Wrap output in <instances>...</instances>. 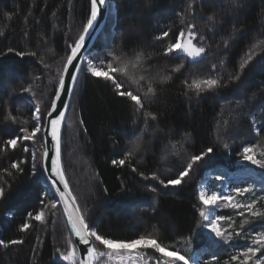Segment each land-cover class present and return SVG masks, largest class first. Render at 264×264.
<instances>
[{
    "label": "trees",
    "instance_id": "16d2710c",
    "mask_svg": "<svg viewBox=\"0 0 264 264\" xmlns=\"http://www.w3.org/2000/svg\"><path fill=\"white\" fill-rule=\"evenodd\" d=\"M109 2L108 26L103 32V38L89 52L93 56L106 53L113 47L114 41L118 43L121 30L130 24L137 25L140 31L138 35L126 34L124 50L131 53V46L137 45L144 48L146 55L159 53L162 45L169 40L174 42L181 27L175 14L185 10L188 0H153L150 9H145L143 4L137 7L139 0ZM89 6L90 0H0V27H4L6 31V35L0 37V53L11 47L22 51H36L38 54L36 57L23 58L16 57L13 53L0 55V140L11 138L21 127L19 124L5 122L6 110L18 115L21 120L31 116L30 107L34 108L35 102L29 93L21 89L32 82L34 75H46L47 70L38 63L39 57L44 56L46 62L51 64L65 54L66 42L74 41L78 35L89 14ZM224 6L225 0H196L197 17L194 22L205 35L206 45L211 47L202 60H185V66L180 72L173 74V80L158 94L150 110L162 114L159 126L163 132L153 137L151 129L156 125L152 123L144 135L146 155L143 161L137 164L139 155L132 161L134 166H138L146 174L157 169L163 173L166 167H171L176 161L175 157H169L168 160L160 158L163 145L169 136L179 140L182 133L190 132L192 135L188 146L192 151L198 153L203 148L212 146L214 153L207 158L198 174L182 186L160 189L157 185L159 195L154 197L146 191L145 185L155 182L143 181L132 173L130 166L112 164L113 159L122 158L131 142L140 135V128L144 125L142 120L138 122V127L132 125L130 102L116 97L102 80L91 77L85 79L82 76L67 115H73L72 111L77 115L74 121L78 123L76 130L81 143L79 160L80 163L88 164L87 177L92 179L93 185L90 192L80 188L78 184L77 188L73 185L74 192L82 205L87 202L94 226L116 239H132L140 234L151 233L164 244L175 245L189 257L199 256L202 262L210 261L214 254L218 258L215 264L230 261L232 255L249 246L250 233L264 230V222L257 220L244 226V235H234L227 243L217 241L213 244V235L207 229L197 226L200 220L197 211L198 185L207 173L211 172L214 176L224 172L230 178L224 183L211 180L209 187L222 188L227 183L240 186L250 183L261 194L259 189L264 185V170L247 162H243L242 167H233L239 161L236 156L239 146L244 141L256 142L251 120L246 114L251 111L255 114L258 125L264 123L261 120L264 111V91H261L264 89V52L261 48L255 49L254 62L244 71L237 85L203 93L199 98L193 96L190 100L185 95L182 83L185 79L190 81L196 76L217 73L227 78L228 73L235 72L248 48L253 43L264 41V0H246L245 8L238 15H224L223 22L209 31L211 25L207 23L206 17L213 12H221ZM5 12L11 14L10 21L4 16ZM233 26L237 31L226 52L222 38L233 32ZM169 29L171 31L168 38L154 40L161 31ZM44 40L47 41L46 44ZM221 58L226 60L223 68L219 67ZM182 59V56L172 58L154 54L147 63L152 66L153 72L170 71ZM213 63L218 65L217 73H211ZM38 83L41 84L37 90L39 97L48 91L45 87L48 80ZM254 93L256 99L253 101L250 97ZM237 101L241 102L242 107H237ZM233 111L238 113L237 117H229V113ZM225 118L230 120L224 134L225 141L231 146L230 152L222 147V142L217 140L216 135L219 122ZM81 119L84 121L83 126L79 124ZM67 128L68 126L63 132V156L69 178L70 163L67 159L70 142L66 139V136L69 139ZM260 139H264V131ZM22 155L27 154L22 150H14L0 155V168H7L12 159ZM76 156L78 157L77 154ZM25 168V173L15 180L6 178L10 180L11 187L7 198L0 202V239H23L24 243L6 250L0 249V264H64L59 260L58 254H55L57 247L67 248L65 238L68 236V228L62 211L55 217H50L46 225L33 221L32 228L27 232L18 231L27 212L38 209V197L46 186L45 177L31 176L30 163ZM104 189L108 190L107 193ZM259 207L264 210V201L260 202ZM217 214L232 216L237 231L240 230L241 218L235 216L234 210L220 207ZM224 226L227 227L226 222ZM189 237L191 244L181 242Z\"/></svg>",
    "mask_w": 264,
    "mask_h": 264
},
{
    "label": "snow or ice",
    "instance_id": "6c2138e0",
    "mask_svg": "<svg viewBox=\"0 0 264 264\" xmlns=\"http://www.w3.org/2000/svg\"><path fill=\"white\" fill-rule=\"evenodd\" d=\"M143 4L145 9H150L153 0H139L137 7ZM196 0H188L184 11L176 12L181 25L178 34L175 35L174 42L169 40L162 45L159 53L145 54V50L137 45L131 46V53L125 51L126 34H139V28L135 24H130L126 29L121 30V38L117 43L114 41L113 47L106 53L93 56L83 55L82 49L86 48V38L90 31L94 29V22L104 8L110 7L109 0H90L89 14L86 21L82 24L78 35L74 41L66 42V52L59 60H53V63H47L44 56H40L38 63L47 70L46 75H34L32 82L23 87L21 91L29 93L32 96L34 108L30 109L29 119L21 120L18 115L11 111L5 112V122H11L12 125H21L19 131L11 135V138L0 140V155L7 154L10 151L22 150L26 156L22 155L17 159H12L7 168H0V202L7 198L10 190V178L15 180L18 176L25 173V166L30 163V174L33 177H46L45 187L38 197L39 207L34 211H28L23 223L18 226L19 232H27L32 228V222L40 225H46L50 217H55L61 212L66 217L68 236L65 238L66 249L57 247L55 254H58L59 260L64 264H200L199 256L191 259L175 245H166L151 233H144L132 239H116L110 234L94 226V220L91 217V209L87 202L83 205L74 192L71 182L67 176V170L64 165L63 156V132L67 121V112L71 105L70 99L76 95L77 85L83 76L102 80L106 83L116 97L130 102L132 108V125L138 127V122L142 120L144 127L140 128V135L131 142L122 158L113 159L111 162L117 166H130L132 173L137 174L143 181L155 182L145 185L146 191L159 195L160 189L177 188L184 182L198 174L207 158L214 153V148L208 146L198 153L192 151L188 146L191 140V133H182L181 139L176 140L169 136L167 142L163 145L161 159L168 160L169 157H175L171 167H166L163 173L157 169L149 173L141 171L138 166H134L132 161L139 155L143 161L146 155L144 148V135L149 131L151 124L152 135L162 133L163 129L159 126L161 113H155L150 110L159 93L164 91L170 81L173 80V74L178 73L185 66V60L198 62L207 54L210 45H206V37L197 28L194 22L197 13L195 8ZM246 6V0H225V6L219 13L213 12L206 17V21L211 27V31L218 23H222L224 15H238ZM203 8H201V16ZM4 16L10 21L11 14L5 12ZM219 17V18H218ZM170 31H161L154 37L155 41H162L170 36ZM237 31L233 26V32L228 37L222 38L224 50L227 52L230 40ZM6 35L4 27H0V37ZM28 33H25L27 37ZM43 39V37H42ZM46 44L47 41L44 40ZM261 48L264 52V41L253 43L247 52L239 61L234 73H217L218 65H211V73L204 76L193 77L190 81L185 79L182 83L185 87V95L191 98H199L206 92H216L231 85H237L242 79L244 71L254 62L255 49ZM13 53L16 57L25 56L36 57V51H22L16 48H7L6 52L0 55ZM163 57L177 58L182 56L184 59L170 71L157 70L153 72L152 66L147 62L153 55ZM175 54V55H174ZM226 60L221 58L219 67L225 66ZM54 71V74H52ZM44 79L48 80L45 87L48 91L38 97V89L41 84L38 83ZM264 91V89H261ZM251 100L256 99L254 93ZM237 107H242L240 101H237ZM246 115L251 120L252 131L255 133V143L244 141L236 152L240 162H247L264 170V139H260L264 131V123L257 124L256 116L253 112ZM235 111L229 113V117H237ZM261 120L264 121V111L261 114ZM81 126L84 121L79 120ZM230 120L225 118L219 122L217 129V140L222 142V147L229 152L232 150L229 143L224 139L229 127ZM7 126V124L5 125ZM31 142L25 143V142ZM173 169H175L173 171ZM164 173H168L165 175ZM211 180L224 183L230 180L224 172H219L213 176L211 172L207 173L198 185L197 199L199 207L197 208L200 220L198 227L207 229L213 234L217 241L225 243L231 241L233 236L240 237L244 235V226L250 225L254 221L264 222V210L259 207L261 201H264V185L259 189L260 195H257V189L254 185L231 186L227 193L223 191L210 190L208 183ZM107 193V189H104ZM251 195L253 198L248 199ZM221 206L234 210V214L240 217L239 231H237L235 220L232 216H223L216 214V209ZM155 210V201L153 205ZM227 223V227L224 223ZM251 243L242 251L230 257V261L225 264H264V230L250 233ZM211 240V236H210ZM185 242L191 244V238ZM23 239H0V249H9L14 245H21ZM80 245L84 246L83 249ZM86 250V254H82ZM149 250L151 252L149 253ZM187 251V249L185 250ZM259 253V256L257 255ZM218 260L216 255H212L210 261L205 264H215Z\"/></svg>",
    "mask_w": 264,
    "mask_h": 264
},
{
    "label": "rangeland",
    "instance_id": "374dc122",
    "mask_svg": "<svg viewBox=\"0 0 264 264\" xmlns=\"http://www.w3.org/2000/svg\"><path fill=\"white\" fill-rule=\"evenodd\" d=\"M131 12H132V10H131ZM134 12L136 13V10ZM108 16H109V7H108ZM108 16L106 19L105 27H104L103 31L101 32V34L99 35L98 39L96 40L94 46L97 44L98 40L103 38V32H104L106 26H108ZM94 46L91 48V50L94 48ZM32 108L33 107H30V109H32ZM72 113H74L75 115L74 114L70 115L69 117H67L68 119L66 121V122H68V128H69V129L67 128L68 129L67 134L69 136V139L67 136H66V139L68 140V142H70L68 144L69 145L68 156H69L70 160L67 159L70 163V171L68 172V174H71V176H69V180L71 181V185H72L73 190H74V186L77 188V186L79 185L80 188L86 189V191L90 192V191H92L91 188L93 187L92 179L91 178L89 179V177H87V174L89 175L88 164H85V162L80 163V160H79V151H80V145L79 144H81V143H79V141H78L79 132H77V130H76L78 123H76L74 121V117L77 115L73 111H72ZM67 115H68V113H67ZM76 154L78 155V157L76 156ZM242 166H243V162H240V161H237L236 164L233 165V167H242ZM78 170H80V171H78ZM76 184H78V185L76 186ZM249 184L250 183H246L242 186H247ZM231 186H235V185H233V184L230 185L229 183H227L222 188H220V186H219V188L209 187V185H208V188L210 190L223 191V192L227 193ZM238 186H240V185H238ZM257 195H260V194L257 193ZM252 198H253V196H251V195L248 196L249 200H251ZM221 207H223V206H221ZM223 208H225V207H223ZM216 214H217V209H216ZM213 237H214V235H213ZM214 239L216 240L215 237H214ZM218 242L225 243L223 241H218ZM190 258L193 260L196 259V257L194 255H191ZM203 262H206V261H203ZM203 262L200 260V264ZM113 264H116V262H113Z\"/></svg>",
    "mask_w": 264,
    "mask_h": 264
},
{
    "label": "water",
    "instance_id": "95a60500",
    "mask_svg": "<svg viewBox=\"0 0 264 264\" xmlns=\"http://www.w3.org/2000/svg\"><path fill=\"white\" fill-rule=\"evenodd\" d=\"M107 16H108V7L103 9L101 14L98 15L97 20L94 22V29L90 31V35L86 38L87 46H86V48L82 49L83 55L87 56L89 51L91 50V48L94 46L96 40L98 39L99 35L101 34V32L103 31V29L105 27ZM65 99L71 100L72 97L66 96ZM45 180H46V177H45ZM61 211H62V209H61ZM63 217H64L65 222H66V217L64 215H63ZM80 248L83 249L84 246L80 245ZM82 254H86V250Z\"/></svg>",
    "mask_w": 264,
    "mask_h": 264
}]
</instances>
